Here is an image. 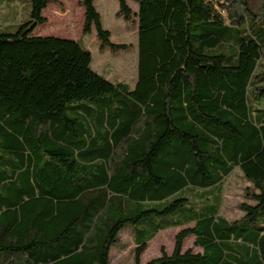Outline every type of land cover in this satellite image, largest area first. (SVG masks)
<instances>
[{
  "label": "trees",
  "instance_id": "obj_1",
  "mask_svg": "<svg viewBox=\"0 0 264 264\" xmlns=\"http://www.w3.org/2000/svg\"><path fill=\"white\" fill-rule=\"evenodd\" d=\"M28 1V20L0 30V264H110L127 226L132 264H264V0H132L133 88L95 73L78 41L33 36L57 1ZM79 5L83 35L127 48L94 0ZM235 169L250 188L228 221ZM179 227L171 254L141 263Z\"/></svg>",
  "mask_w": 264,
  "mask_h": 264
},
{
  "label": "rangeland",
  "instance_id": "obj_2",
  "mask_svg": "<svg viewBox=\"0 0 264 264\" xmlns=\"http://www.w3.org/2000/svg\"><path fill=\"white\" fill-rule=\"evenodd\" d=\"M49 4L42 16L46 22L35 28L33 36L56 37L78 41L79 45L91 54V69L112 84H126L133 88L137 81V19L134 13L138 6L132 0H126L132 11L129 20L117 16L119 11L117 0H94V5L101 17L104 30L110 33V41L118 45H126L124 50L111 51L101 48L96 37L95 28L89 34H82L84 10L79 0H56ZM0 6V30L9 29L14 25L28 20L30 3L28 0H2ZM248 6L257 12L259 4L256 0H247ZM250 188L242 174L235 169L224 181L221 194L219 215L228 221H234L242 216L238 208L246 202L245 190ZM213 192V191H212ZM210 193V195L212 194ZM192 226V225H190ZM186 227V226H185ZM185 227L170 228L159 232L141 255V263L160 257L161 249L171 254L174 248L176 234ZM194 238L189 236L183 242V251L191 249L198 252ZM135 248L133 227L127 226L120 234L118 241L110 249V264H132L133 249Z\"/></svg>",
  "mask_w": 264,
  "mask_h": 264
}]
</instances>
